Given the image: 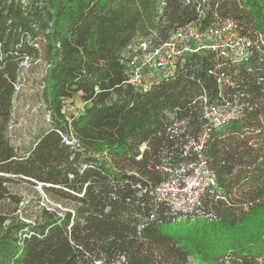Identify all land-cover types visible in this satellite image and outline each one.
<instances>
[{"label":"trees","instance_id":"1","mask_svg":"<svg viewBox=\"0 0 264 264\" xmlns=\"http://www.w3.org/2000/svg\"><path fill=\"white\" fill-rule=\"evenodd\" d=\"M225 19L249 40L247 59L202 50L148 90L128 82L127 61L147 38ZM41 64L48 127L21 153L14 104ZM202 94L242 114L209 132L216 185L183 214L151 191L164 163L195 157L183 151L201 129ZM69 100L84 106L67 112ZM173 114L189 125L180 136L169 130ZM24 183L49 199L34 214L21 213L14 187ZM98 259L264 264V0H0V264Z\"/></svg>","mask_w":264,"mask_h":264},{"label":"built area","instance_id":"2","mask_svg":"<svg viewBox=\"0 0 264 264\" xmlns=\"http://www.w3.org/2000/svg\"><path fill=\"white\" fill-rule=\"evenodd\" d=\"M249 40L241 34L239 25L232 19L218 20L200 29L196 22L177 28L171 37L162 43L152 38L144 40L127 61L128 82L140 90H148L155 82L172 77L184 59L202 50H213L232 61H241L249 56ZM201 129L197 134L188 132L184 153H195L191 160L180 164L164 163L160 167L162 180L154 186L152 194L170 210L190 214L201 204L206 189L216 185L215 175L208 166L204 147L208 134L242 114L237 102L211 100L207 94L200 95ZM65 110L77 113L84 106L76 101H67ZM173 122L169 130L180 136L189 129L187 120ZM144 147H142V150ZM141 155L137 159H141ZM92 264H123L121 259L106 262L95 260Z\"/></svg>","mask_w":264,"mask_h":264},{"label":"rangeland","instance_id":"3","mask_svg":"<svg viewBox=\"0 0 264 264\" xmlns=\"http://www.w3.org/2000/svg\"><path fill=\"white\" fill-rule=\"evenodd\" d=\"M44 69L45 66L42 64L34 71L28 69L15 100L11 136L21 153H26L44 129L48 127V111L44 103L41 85ZM76 104L80 106L82 102L76 100ZM14 190L24 198L22 206L25 210L21 211L23 215L34 214L44 203H49V199L45 196L40 185L24 183L16 185Z\"/></svg>","mask_w":264,"mask_h":264}]
</instances>
